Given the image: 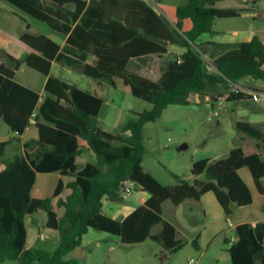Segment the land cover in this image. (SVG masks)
Masks as SVG:
<instances>
[{"label": "trees", "instance_id": "16d2710c", "mask_svg": "<svg viewBox=\"0 0 264 264\" xmlns=\"http://www.w3.org/2000/svg\"><path fill=\"white\" fill-rule=\"evenodd\" d=\"M5 1L67 36L69 46L80 52L92 50L97 63L84 65L86 76L107 78L115 89L151 104L152 109L123 127L130 137L105 132L98 122L103 100L50 75L52 63L64 58L60 46L43 35L21 36L20 42L31 52L20 59L8 55L7 60L0 59V121L21 136L31 127L29 119L38 110L35 127L39 136L24 144L25 161H0V264H78L71 254L81 247L90 229L117 236L124 245H140L150 239L176 251L180 243L173 225L166 223L160 235L151 233L162 221V204L171 201L180 206L186 201H200L212 192L229 217L232 205L244 208L253 204L251 191L238 173L242 167L250 170L259 193L264 195V161L259 155L264 149V134L245 122L237 123V130L262 141V146L236 148L217 161L195 162L193 182L174 174L177 185L164 186L143 167V129L147 123L158 121L169 106H188L196 94L211 98L219 85L232 86L246 78L264 81V44L259 36L238 45L231 56L215 61L214 72L208 71L203 57L206 52L197 44L201 36L216 34V20L239 18L244 9L222 7L217 0H187L176 8L173 27L143 0H51V7L40 0ZM70 5L75 8L73 12L67 11ZM83 18L106 22L108 33L97 36L88 31L79 23ZM167 45L186 51L179 57L172 55L164 70L163 63L157 80L127 68L134 58H164ZM22 65L47 77L43 94L16 80ZM249 99L246 94L230 93L227 101ZM84 148L94 153L96 161L80 169L77 158ZM38 173H59L74 180L67 184L59 180L51 196L36 199L32 190ZM201 177L204 180H199ZM130 181L151 198L123 221L114 220L105 213L103 201H121L119 193ZM39 211L47 216L46 227L60 235L53 251L26 246V218ZM236 236L229 249L232 264H264V222L240 224ZM193 245L198 248L197 240Z\"/></svg>", "mask_w": 264, "mask_h": 264}, {"label": "crops", "instance_id": "0c3cea01", "mask_svg": "<svg viewBox=\"0 0 264 264\" xmlns=\"http://www.w3.org/2000/svg\"><path fill=\"white\" fill-rule=\"evenodd\" d=\"M90 1V0H86ZM96 2H100V0H95ZM130 1V0H126ZM145 1L156 13L159 17H161L163 20L167 21L174 27V14L172 16V22L170 21V18L164 17L163 13L159 9V4H161L160 0H156L154 5ZM218 4L222 7H241L244 9V11L241 13L239 18H244L247 20V23L241 26H236L234 23H232V19H220L216 20L214 23V30L216 34H205L201 36L197 40L198 45H203V49L206 52V56L210 58L213 62L218 61L219 59L223 57H228L233 54L234 51L230 50V48H224L222 47H232V46H238L241 43L249 42L255 35L259 36L264 44V0H217ZM156 4V5H155ZM1 10V8H0ZM75 8L67 7L68 12H73ZM1 12V11H0ZM175 13V12H174ZM1 15V14H0ZM124 14L122 13V17ZM3 23H11L14 22L16 24L14 30L15 32H8L6 30H2V26L0 27V49L1 53H4V57L6 56H12L14 58L20 59L27 55L29 52V48H27L25 45H23L20 42V38L23 34L28 33L35 36H46L56 42L60 48L61 52L64 54V58L61 62L54 61L51 66V72L50 75L58 78L64 82H66L69 85L76 86L77 88L88 92L96 97L102 98L103 93V87L105 86V80H98L89 78L88 87L87 90H84L83 88L75 85L73 82H68L67 74L82 72L83 73V67L85 64L95 65L97 63V58L93 54V51L91 52H80L79 50L69 46L67 44V36L60 34L58 32H55L51 30V33L47 34L45 32H42L37 27L33 26L34 21H29L28 19L24 18L22 19V23H17L14 20V16H9L7 14H3L0 16ZM32 18V17H31ZM108 19H105V21ZM80 25L87 29L88 31H92L97 36H103L106 33H108V30L104 28V24H107L106 22H99L94 20H89L87 18H83L79 21ZM10 25V24H9ZM8 25V26H9ZM168 54L164 56V58H159L157 55H149L142 58H134L131 59L127 65V68L134 72L139 71L137 69H140V65L142 62L150 61L153 64L154 68L159 71L161 70L162 64L165 62V59L170 55H176L181 56L185 53V49L179 46L175 45H167ZM175 53V54H173ZM60 64V65H58ZM60 66V69L58 70V74H54L55 66ZM25 66L22 65L21 68ZM20 68V69H21ZM25 74H23L22 78H20V82L22 85L40 93H44V87L47 81V77L32 70L31 68H28L26 66ZM19 69V70H20ZM136 73V72H134ZM156 73V71H155ZM66 74V75H65ZM160 74L157 78L160 77ZM36 78V79H34ZM110 83V80H107ZM110 86L111 83L109 84ZM237 85L248 89V90H254V91H264V81H256L252 78H246L241 80ZM113 87V86H112ZM114 88V87H113ZM115 89V88H114ZM117 90V89H116ZM198 98V97H197ZM196 98L197 103H199V100ZM218 98H221V103L230 104L232 114L230 115L233 117V129L231 133V138L228 140L222 142V139L216 140L214 143L211 144V149L213 150V158H204V159H210L212 161H217L219 159L226 158L229 153L236 149V148H255L257 145L262 146V141L253 139L246 134L237 131L235 128V125L239 122H245L253 127H255L258 131H260L262 134H264V104H256L249 100L245 101H236V102H227L224 100V95H219ZM103 108L101 110V113L99 115V126L102 130H104L107 133H110L112 135H121L123 138L130 137L131 133L126 131H123V127L126 125L121 126L117 130H114L112 128V122H107V117L104 115V110L106 107V102L103 100ZM207 105H210L208 102H205ZM213 105V104H212ZM111 118V117H110ZM106 120V121H105ZM116 120V119H114ZM109 121H113L110 119ZM2 121H0V130L5 128L3 126ZM32 128H35L32 133H28ZM6 136H4L0 140V161L2 160H10L14 163H21L25 161L26 159V152L24 148V144L31 140H37L38 139V130L35 126L29 127L23 135L17 137L18 135L10 130V128L6 127ZM30 136H29V135ZM28 135V136H27ZM244 137H247L251 143H244L240 144L239 141H242ZM13 138H17L20 140V144L17 146L12 145L11 141ZM241 138V139H239ZM236 141L239 143H236ZM243 143V142H242ZM261 159L264 161V149L260 150L259 153ZM202 160V159H200ZM96 157L94 153L89 150L88 148L83 149V154L77 158V164L79 168L85 167L88 163H95ZM199 161V160H198ZM197 162V161H195ZM194 162V163H195ZM144 167V166H143ZM145 169V168H144ZM146 171V169H145ZM148 172V171H147ZM150 173V172H148ZM239 175L243 179V181L247 184L249 187L252 197H253V204L244 208H237L235 205H232V215L231 217H226L222 207L218 203L214 193L209 192L202 196L200 201H186L180 206H174L173 217L167 220L165 219L164 210L165 206L168 201H165L162 204V221L160 222L162 224V230L166 223H169L173 225L176 228V239L179 241V238L183 234V231L190 232L193 234V239L197 240L199 237L202 241H204V246L211 243L214 239H216L219 236H222L223 239L227 241V235L230 233H236V227L243 223H251L255 225L258 222H264V195L260 194L254 179L252 177V174L250 170L247 167H242L238 170ZM59 180L64 181L66 184L73 181L74 178L68 177V176H62L59 173H38L36 176V183L32 190V197L36 199H45L52 195L53 191L55 190ZM189 181L193 182L194 178H189ZM199 180H204V177L199 178ZM261 184L264 187V178L261 180ZM141 193L143 195L142 206L148 199L151 198V194L147 191L141 190ZM54 202H56V199H54ZM194 202V205L192 204ZM258 202V203H257ZM104 211L105 213L111 217L114 220L117 221H123L126 219L132 212H134L137 208L129 209L127 206L122 205L118 203V201L111 200V199H104ZM258 204V205H256ZM139 206V207H140ZM256 206V207H255ZM256 208L255 213L253 215L243 216L241 212L245 210H249L250 208ZM40 217L47 221V218L44 217L45 215L43 213H40ZM203 214L204 218L206 219L207 223L204 224L202 227H198L196 225V218L198 215ZM35 214H38L35 213ZM32 215V216H35ZM184 215V216H183ZM184 217V218H183ZM216 219L217 221L213 220ZM28 218V216H27ZM26 218V226L28 230V223ZM230 218H233L234 222H230L233 224V228H229L225 221H229ZM159 223V224H160ZM158 224V225H159ZM157 226V225H156ZM154 226V228L156 227ZM190 228L192 231H188L187 228ZM153 228V229H154ZM152 229V230H153ZM201 229L203 231H201ZM93 229H90L89 232L84 236L82 245L78 249L79 252H82L84 249V242L86 238H88L90 235H92ZM233 234V235H234ZM157 235V234H154ZM159 235V234H158ZM59 233L53 230H47L45 232H40L36 235L35 239L33 241H29V231H28V238L26 246L28 249L30 248H42L49 251H53L57 245L59 240ZM195 237V238H194ZM198 237V238H197ZM199 246L200 243L198 242ZM232 244L229 245V249L231 248ZM201 247V246H200ZM167 255L162 254L161 259H166ZM192 260V259H191Z\"/></svg>", "mask_w": 264, "mask_h": 264}, {"label": "rangeland", "instance_id": "374dc122", "mask_svg": "<svg viewBox=\"0 0 264 264\" xmlns=\"http://www.w3.org/2000/svg\"><path fill=\"white\" fill-rule=\"evenodd\" d=\"M40 1L46 7L52 6L51 0ZM147 1L154 5L156 0ZM160 1L161 4H159V9L164 17L170 18L171 22L176 8L187 3V0ZM69 7L74 8L73 5ZM0 8V16L3 14L14 16L15 18L13 21L20 24L22 23V19L26 18L29 21H34L32 22L33 26L37 27L42 32L47 34L51 33L50 28L45 23L31 18L5 0H0ZM3 22L4 21L0 20V27L2 26V30L15 32L14 28L16 24H14V22ZM232 23L238 27L247 23V20L244 18H235L232 19ZM221 48H230V50L235 51L237 47L221 46ZM170 57H172V54L165 59L163 70ZM203 57L208 64V71H216L214 62L206 55ZM0 59L4 61L7 60L4 57V53L0 54ZM7 63L9 66L13 67L10 62ZM149 63H151V60L145 63L142 62L140 69H137L139 71H133L155 81L158 79L157 77L159 73H161V70L157 71L153 64ZM58 65H56L54 69L55 75L58 74V70L60 69ZM26 69V66H23L17 72L16 80L18 82H20V78L25 74L23 71H26ZM66 78H68V82H73L84 90L89 88L87 82L89 78L82 72L76 71L74 74H67ZM104 80L106 83L102 93V98L106 102L104 115H106L108 123L112 122V128L117 130L116 132H118L121 126L128 122L138 120L139 114L152 109L151 104L114 89L109 85L110 83L107 81V78ZM231 90V86L219 85L213 89L212 94L214 96H211V98H202L199 94L193 95L190 105H171L163 112V115L158 121L147 123L143 129L145 145L143 166L146 171L150 172V174L162 185L175 186L178 182L174 174L185 179L192 178L191 169L195 161L204 158H213L211 144L218 139H224L222 141L224 142L232 137L233 117L230 115V113L232 114L231 105L225 104L224 102L218 104L222 101L218 96L221 94L224 95V100L227 101ZM196 98L199 100V103H197ZM205 102H208L210 105H207ZM110 119L113 121H109ZM236 125L235 128L237 129ZM2 127L5 128L0 130V140L7 134L5 130L7 125L3 124ZM33 130H35V128H32L28 133H32ZM239 142L240 144L251 143L247 137H244L242 141ZM11 143L17 146L20 144V140L13 138ZM236 143L238 142L236 141ZM185 145L187 148L180 150V148ZM127 184L131 186L132 193L128 195L122 190L119 193L121 201H118V203L127 206L129 209L138 208L143 200V195L141 193L142 188L131 181ZM192 204L194 205V202ZM172 205V202L168 201L165 206L164 217L167 220L175 218L172 213V211H174V206ZM255 207L241 212L242 215H253V213H255ZM40 213H43L45 215L44 217L47 218L43 211ZM213 220L217 221L214 217ZM195 222L198 227H202L207 223L204 215L200 213ZM224 222L229 226V222L233 223L234 220L230 218L229 221L224 220ZM27 223L30 242L35 239L38 233L48 230L46 221L40 217L39 212L35 214V216H28ZM161 227L162 224L160 223L151 233L153 235H160L162 233ZM187 229L188 231H192L189 227ZM201 231L203 230L201 229ZM233 234L234 233H229L227 235V243L222 236H219L206 246L203 244L204 241H202L200 237H197V242L200 243L201 247L198 244V248H196L193 245V234L183 231V234L179 238L180 248L171 252L165 249L162 243L154 242L150 239L140 245H124L117 236L93 230L92 235L86 238L84 242V250L82 252L76 250V252L71 254V258L77 260L78 264H189L191 259L194 260V264H232L228 248L230 244L235 243L237 240L236 233ZM162 254L167 255V258L161 259ZM2 264L19 263L16 261H6Z\"/></svg>", "mask_w": 264, "mask_h": 264}, {"label": "built area", "instance_id": "2783aa9c", "mask_svg": "<svg viewBox=\"0 0 264 264\" xmlns=\"http://www.w3.org/2000/svg\"><path fill=\"white\" fill-rule=\"evenodd\" d=\"M232 90L231 93L233 94H246L250 97L251 101L256 104H264V91H254V90H248L245 89L237 84L232 85ZM39 116L38 110H35L33 114L31 115L29 119V125L30 126H35L37 124V119ZM128 183V182H127ZM127 183L123 186V191L130 195L132 193V188L129 186ZM229 227L233 228V224L229 222ZM189 264H194V260H190Z\"/></svg>", "mask_w": 264, "mask_h": 264}, {"label": "water", "instance_id": "95a60500", "mask_svg": "<svg viewBox=\"0 0 264 264\" xmlns=\"http://www.w3.org/2000/svg\"><path fill=\"white\" fill-rule=\"evenodd\" d=\"M187 148V146L185 145V146H182L181 148H180V150H184V149H186ZM144 190V189H143Z\"/></svg>", "mask_w": 264, "mask_h": 264}]
</instances>
